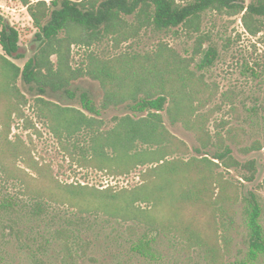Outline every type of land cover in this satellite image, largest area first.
Returning a JSON list of instances; mask_svg holds the SVG:
<instances>
[{"label":"trees","instance_id":"obj_1","mask_svg":"<svg viewBox=\"0 0 264 264\" xmlns=\"http://www.w3.org/2000/svg\"><path fill=\"white\" fill-rule=\"evenodd\" d=\"M20 2L37 30L30 45L24 46L20 30L0 13V176L18 182L20 192L31 197L37 207L44 201L133 222L129 228L137 239L131 249L145 258H156L155 242L163 236L174 242L179 252H197L207 264H227L235 239L241 235L237 205L244 201L249 258L264 257L256 193L244 192L245 184L226 173L233 168L245 170L247 174L241 177L254 182L257 158L242 161L237 151L245 155L263 151L264 155V145L259 140L245 145V128L224 119L211 128L222 105L216 100L233 99L232 91L220 94L219 85L203 72L214 63L216 48L209 47L196 64L194 56L183 55L164 39L145 51L122 47L148 30L183 26L200 32L208 11L239 15L247 32L258 36L264 32V0ZM206 37H198L199 50ZM261 40L264 44V37ZM105 42L111 45V54L96 49ZM75 46L84 50L78 65L74 64ZM28 53L31 55L23 66L15 62ZM84 78L99 83L100 105L89 91L79 93L74 87ZM28 94L35 117L47 125L73 165L112 177L145 167L139 174L141 183L115 190L61 181L23 139H10L15 116L25 118V127L41 135L25 114ZM77 97L81 106L60 101L71 102ZM110 113L113 124L108 127ZM167 123L190 134L192 147ZM11 200L3 197L2 201ZM138 227L144 229L142 233ZM54 234L63 247L64 263L80 264L77 254L89 244H81L77 233L68 228ZM4 261L0 254V264Z\"/></svg>","mask_w":264,"mask_h":264},{"label":"rangeland","instance_id":"obj_2","mask_svg":"<svg viewBox=\"0 0 264 264\" xmlns=\"http://www.w3.org/2000/svg\"><path fill=\"white\" fill-rule=\"evenodd\" d=\"M246 1L250 2V0ZM0 13L20 30V43L29 46L37 29L27 8L20 0H0ZM200 35L207 37L204 38L202 49L199 50L197 39ZM262 37L264 32L258 36L249 34L239 15L228 16L208 11L203 15L200 32L188 31L183 26L159 32L148 30L143 31L139 39L123 44L122 47L131 46L133 49L145 51L155 47L159 40L164 39L183 55L194 56L196 64L201 61L209 47H215L217 56L214 63L203 72L210 82L219 85L220 94L232 91L233 99L223 102L220 97L216 100L222 105L221 109L216 110L211 128L214 130L216 123H221L223 119L229 124L242 126L246 130L245 145L250 146L256 140L264 145V44ZM110 46L108 42H105L96 49L108 55L112 53ZM73 52L74 64L78 65L84 50L82 47L75 46ZM30 55L31 53H28L26 58L15 60V62L23 66ZM19 85L24 90L22 81ZM74 87L78 88L79 93L89 91L95 102L100 105L102 89L98 82L84 78L76 81ZM28 97L29 103L24 108L26 117L33 121L41 135L36 133L35 129L25 127V118L19 119L15 116L10 139L16 140L18 137L23 139L33 148V154L37 159L52 166L54 174L61 181L88 184L97 188L112 186L115 190L133 188L141 183L139 174L145 167H139L127 176L112 177L103 171L82 169L73 165L47 125L35 117L32 96L28 94ZM60 101L62 104L72 103L81 106L79 97L71 102H65L64 98ZM107 122L108 127L112 126V113L108 115ZM167 125L192 147L194 140L190 134L184 133L177 126H171L169 123ZM262 152L255 151L245 155L237 151V156L242 161L257 158L258 172L254 182L244 181L241 176L247 174L245 170L239 171L233 168L226 173L232 179L240 180L245 184L244 192L251 190L256 193L261 209L260 223L264 229V155ZM195 154L192 151V155ZM21 189L18 182L6 181L0 176V203L9 204L0 207V254L5 258L4 264H65L63 247L54 234L55 230L63 227L74 230L81 244H89L86 249L81 247L77 254L80 264H207L197 252L192 254L179 252L174 242L163 236L155 242L156 258H145L131 249L133 241L137 239L129 228L133 222L116 221L102 213L44 201H41L42 204L37 207L31 197L20 192ZM3 197L12 200L7 203L2 201ZM246 204L241 201L237 205L239 211L237 220L241 224V235L235 239L232 253L226 259L227 264H242V262L264 264V257L259 256L255 260H250L248 255L249 227L245 214ZM143 230L142 227H138L139 233ZM84 250H86L85 254Z\"/></svg>","mask_w":264,"mask_h":264}]
</instances>
